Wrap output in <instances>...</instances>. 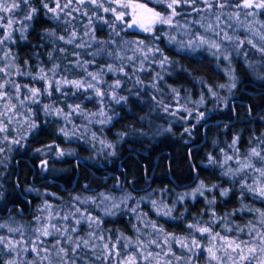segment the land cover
I'll list each match as a JSON object with an SVG mask.
<instances>
[{
  "label": "trees",
  "instance_id": "1",
  "mask_svg": "<svg viewBox=\"0 0 264 264\" xmlns=\"http://www.w3.org/2000/svg\"><path fill=\"white\" fill-rule=\"evenodd\" d=\"M127 2L144 7L134 11L120 9L116 4L105 5L125 13L123 22L116 21L117 30L125 29L119 36H115L109 26L115 19L113 14L101 12L87 3L82 8L88 10L89 16L95 11L96 16L89 24L88 16L73 12L74 28L68 32L64 30L67 25L50 19L51 13L45 15L41 0H30L31 5L39 9L30 21L23 19L28 8L23 3L19 10L0 13L15 18L12 29L0 27V38L9 33L12 37L0 45V67L8 65L7 75L0 72V83L8 81L0 89L8 94L7 102L0 100V127L6 128L0 131V224L24 226L23 243L13 251L0 245V264L9 261L63 264L56 254L57 249L52 248L56 236L41 237L43 243L37 242V252L31 250L38 235L34 231L36 218L41 217L40 211L48 212L46 218L48 220L51 215L50 224L66 226L71 231L74 220L70 214L76 209L80 210L76 212L77 217L84 213L101 223L89 226L82 220L77 226L73 240L77 237L90 239L89 232L95 233L97 238L91 240L96 245L95 251L91 246L77 249L75 264H125L129 255L135 256L136 264H216L209 260L206 249L210 244L219 246L220 241H212L208 234L196 231L197 225L210 226L213 233L256 246L253 264H260L264 253L259 251V240L254 237L264 233L261 222L264 217L260 215L264 213V197L242 185L264 187V177L255 171L262 166V161L250 155L255 148L264 156V79H253L264 67L255 71L243 63L240 59L243 51L239 48L234 53L235 41H232L233 55L230 57L237 87L231 99L220 105L211 94L223 83V73L213 57L201 48L192 51V42H189L200 34L216 35L214 31L205 30L208 24L215 30V6L211 11H194L206 7L202 0L191 5L181 3L176 7L178 15L173 19V26L153 20L152 30L143 31L139 24L130 28L127 25L134 16L139 21L144 9L167 16L172 11L167 7L170 0ZM236 10L240 13L255 10L264 25V9ZM236 10L229 6L223 11L231 14ZM97 16L109 23H103ZM224 19L227 17H222L219 23ZM0 24L6 22L0 20ZM25 26L26 30L21 32ZM231 26L234 24L230 23ZM72 30L77 32L75 43L86 42L84 47L76 48L48 35L54 31L57 36L67 38ZM85 31L90 35H83ZM228 31L231 37L235 36L233 29L228 28ZM110 38L116 43H107ZM121 40L143 41V45L138 48L135 43L126 44L120 49ZM96 41L105 42V51H111L112 55H90L101 47ZM61 48L66 52H60ZM141 49H151L147 59ZM5 52L10 55L4 57ZM48 53H52V59ZM250 53L264 63V53L259 56L249 50L248 55ZM117 54L123 59H117ZM163 57H167V61L160 67ZM77 59L87 62V71L75 66ZM54 61L60 65L57 79L66 75L69 80L87 83L92 81L87 72L99 73L98 87L104 95H96L93 89L78 90L71 85H61L57 91L54 82L48 89L51 95H47L46 82L33 77L38 76L40 67L46 71L51 68ZM65 64L70 68L67 73L63 72ZM109 66L123 68V71H107ZM141 68L144 70H139ZM117 81L120 87H109ZM16 85H19V92ZM32 88L40 91L38 102L30 99L29 89ZM201 98L204 102L199 105ZM77 104L80 108L73 112ZM45 105L62 109V112L45 111ZM200 114L203 118L198 119ZM14 140L19 143H13ZM226 156L231 159L222 162ZM76 158L83 163L75 165ZM246 163L254 167L239 170ZM88 168L97 174H112L97 177ZM114 174L121 177V190L115 186ZM75 176L76 182L71 189H61V185L69 188ZM15 177L19 189L15 188ZM50 179L56 182L51 183ZM197 183L204 186L200 191L192 197L179 198L180 190ZM225 190L227 196L221 195ZM24 196L31 202L27 214L20 215L15 207L5 212L10 204H18L26 213ZM105 202L113 212H101ZM169 209L170 214H164ZM66 214L70 218L61 220ZM190 224L194 227L189 228ZM249 232L253 235H247ZM18 233L0 228V236L13 244L21 240ZM100 236L103 239H99ZM192 239L199 242L198 248L192 247ZM105 243L109 250L115 245L118 255L105 257ZM26 246L27 251H24ZM59 246L68 249L69 257L72 256V246L65 244L63 238ZM40 248L46 250L40 251ZM245 255H249L247 251ZM68 264H72L71 259Z\"/></svg>",
  "mask_w": 264,
  "mask_h": 264
},
{
  "label": "snow or ice",
  "instance_id": "2",
  "mask_svg": "<svg viewBox=\"0 0 264 264\" xmlns=\"http://www.w3.org/2000/svg\"><path fill=\"white\" fill-rule=\"evenodd\" d=\"M196 2L197 0H170V2L167 4V7L171 9L172 11L167 16H161L160 13L152 12L151 9H146V11L151 13L153 20H159V22L162 24L173 26V19L176 15H178V13L176 12V7L179 6L181 3L186 4V5H191ZM202 2L205 4L206 7L204 9H199V8L194 9V11H211L213 9V6H215V9H216L215 19L217 22H219L221 18L225 16L227 17L228 20L235 19L236 21H240L241 13L239 10H236V9H264V0H259V2H256V0H236L235 3H232V0H202ZM21 3L28 5V8L25 11L23 19L30 21L33 18V16L39 11V9L31 5L30 0H0V13L8 14V13H12L14 10H19ZM85 3L93 6L94 9H99L101 12H111L113 14L115 19L111 22L109 26L112 28L115 36H119L120 32L125 30L124 28H121L120 30L116 29V21L123 22L125 13L123 11H118L117 7H105V5L106 4H116L118 8L120 9L131 8L134 11L136 9H142L144 7L143 5L129 3L127 2V0H63V4H61V0H41L42 8L46 10L45 15H47L48 13H51L52 16L50 17V19L58 20L62 24L67 25V27L64 29L66 32H68L69 29L74 28V26L72 25V19H75L76 17H73L72 15L73 12H78L84 16H88L89 24L91 23L93 17L96 16L95 11H93L92 15L89 16L88 10L85 8H82V5ZM50 4H52L53 6L49 7ZM229 6H231V8L236 11H234L231 14L223 11L224 9L229 8ZM244 15L245 17L254 16L256 15V12L248 11V12H244ZM62 16H63V19L61 20ZM14 19L15 18L12 16L0 15V20H3L6 22V24H0V27L6 26L7 29H12ZM97 19L102 20L103 23L105 24L109 23V21L104 19L102 16H97ZM197 23H199V21H197ZM133 24H139V26L143 27V24L140 23L135 16L133 17L132 22L127 25V27L130 28L133 26ZM261 26L264 27V25H261ZM85 27H88V26L86 25ZM201 27H204V25L201 24ZM217 27H219V23H217ZM24 30H26V26L24 29H21L20 31L23 32ZM151 30H152L151 27H144V31H151ZM205 30L215 31L211 24H208ZM91 31L94 32L95 29H92ZM220 31H223V29H221ZM215 34L220 35V32H216ZM48 35L51 37H54L55 40L63 41L65 44H73L74 47L76 48H82L85 46V43H86L83 41L80 44L75 43L77 39V32L75 30L70 31L67 38L63 35L57 36L54 31L48 33ZM83 35L89 36L90 32L85 31ZM22 38L24 37L22 36ZM92 38L94 39V37ZM224 38L227 40L232 39V37L228 36L226 33H225ZM11 39H12L11 33H9L7 36H3L2 38H0V45H3L5 40H11ZM261 39L264 40V36H261ZM200 42L203 44V43H207L208 41L204 40V38H200ZM96 43L100 44L101 47L93 51L92 53H89L90 55H92L93 57L101 53L105 55H109V56L112 55L111 51H105V48H104L105 42L96 41ZM107 43L115 44L116 41L110 38ZM132 43H135L138 48L140 47V45H143V41L130 42V41L121 40L119 43V48L123 49L124 45L132 44ZM240 43L242 44L243 41H241ZM249 43H251V41H249ZM210 46L213 48H216L217 50H219V47H220V45L215 42H212ZM253 46L255 47V45ZM88 47H91V45L88 44ZM54 51H56V49H54ZM59 51L62 53L66 52V50L63 48L59 49ZM141 51H143L145 59H147L148 51H151V49H148V51H144L143 49H141ZM157 51L159 50L157 49ZM261 51H264V48H262ZM9 55L10 53H7V52L4 53V57H8ZM76 55L78 56L79 54L77 53ZM48 56H49V59H52V53H48ZM116 58L123 59V57H120L118 54ZM225 58L227 59L228 57L225 56ZM128 59L131 60L132 57H128ZM166 61H167V57H163L162 60L160 61V67H163ZM86 63L87 62H81L79 59H77V61L75 62V66L80 67L84 69L85 71H87L86 66H85ZM7 67L8 65H5L4 67H0V72H3L5 73V75H7V72H6ZM139 70L142 71L144 69L141 68ZM59 71H60V65L59 63H56L54 61L53 66L49 68L47 71L43 67H40L38 69V76L33 77V78L34 79L39 78L46 82L47 88L45 91L47 95H51V91H49L48 89L52 87L53 82L56 84L57 91H60L61 85H71L72 87L78 90L83 89L84 91H87L88 89H93L96 95L98 96L104 95V93L98 87L100 80H101V76L99 73L93 74L92 72H87V75L91 76L92 81H95L96 83H93L92 81H88L87 83H85L84 80H79V79L69 80L67 79L66 75H60L59 79H57V75ZM69 71H70V68L68 64H65L63 72L67 73ZM100 71L103 72L104 70L101 69ZM107 71L122 72L123 68L116 69V68H113L112 66H109ZM49 73H51V76H49ZM19 74H23V73H19ZM6 83H8L7 80L4 81V83H0V89H2ZM138 83H141V82L138 81ZM109 87L118 88L120 87V82L117 81L114 86H109ZM16 91L19 92V85H16ZM173 91H175V89H173ZM29 92L31 93L30 99H32L33 102H38V97L40 95L39 89L32 88V89H29ZM7 98H8V94L3 91H0V100H5L7 102ZM113 98L115 97L113 96ZM120 99H123V97H121ZM79 108L80 106L77 104L75 108L72 109V111L75 112ZM44 110L53 112L55 114H59L62 112V109H51L48 105L44 106ZM200 118H203V114H200L198 119ZM0 131H6V128L0 127ZM13 143H19V141L14 140ZM250 155L259 157L260 160L262 161V166L259 168H255V171H257L261 177H264V156H261L260 152H258L255 148L252 149ZM228 159H231V157H228ZM237 163H239V161H237ZM253 167L254 165H252L251 163H246L242 165L241 169L239 170L242 171L244 169L253 168ZM203 187H204L203 184H201L200 188H203ZM242 187H245L250 192H256L261 197H264V187L253 188L251 185H248L246 183L242 185ZM197 191H200V189H197ZM227 194H228L227 190L221 193V195H224V196H227ZM201 195H203L202 192H201ZM105 199H110V198L105 197ZM115 206L116 205H114V207ZM76 212H80V210L76 209L75 212L70 214L72 219L74 220V223L70 226L71 231H69V227H66V226H57V225L50 224V223H42L40 222V217H37L36 219H37L39 226L36 227L34 231L38 233V235L36 236V240L32 242L31 250L33 252H37V248L39 247V244H37V242L43 243V241L40 240L41 237L56 236L57 239L53 243L52 248L57 249L56 254L60 258V261L63 262V264H68L69 259H71L72 264H75L76 251L77 249H80L81 247L89 248L91 246L92 250L95 251L96 245L91 243V240H94L97 238L95 233L89 232L87 234L90 239H85L84 237H77L75 240H73L72 234L77 231V226L80 224L82 220L84 223L88 224L89 226H91V224L93 223L99 224L101 223V221L92 217L91 215H85L84 213H80L79 217H77ZM170 212H171V209H169L164 214L167 215V214H170ZM214 215L215 213L213 212V216ZM260 215L264 217V213H260ZM69 218H70L69 214H66L60 219L68 220ZM48 220H51V215H49ZM261 222L264 223V221H261ZM152 227L155 228L156 225L153 224ZM188 227L192 228L194 227V225L190 224L188 225ZM0 228H7L9 232H20L21 233V240H17L15 244H13L11 240H6L4 236H0V245H4V247L8 248L9 251H13L15 247L23 243V232H22L21 227L13 228L8 225L0 224ZM195 228H196V231L200 232L201 234H208L212 241H215L217 239H219L220 241L219 246H217L216 244H210V246L207 247L206 251L208 253V258L210 261H215L216 264H240L241 261H246L247 264H253V260H254L253 254H255L257 251L256 246L250 244L247 241L237 240V239H228L224 236H220L219 233H213L210 226L201 227L197 225L195 226ZM228 230L231 231V229H228ZM240 231H242V229H240ZM253 231H255V229H253ZM247 235L252 236L253 233L249 232L247 233ZM61 238H63V241L65 244H69L72 246L71 247V252H72L71 257H69L68 249H66L63 246H59L61 243ZM99 239H103V236H100ZM254 239L259 240V244H260L259 251L261 253H264V233L257 234V236H255ZM154 242L155 241H153V243ZM191 245L193 248H198L200 246L199 242L195 239H192ZM103 248L105 250L104 251L105 257L118 255V253L115 251V245H113V248L109 250L107 243H105L103 245ZM23 250L27 251V246ZM45 250L46 249L44 248H40V251H45ZM191 250L192 248H189V251ZM245 251H247L249 255H245ZM217 252L220 253L219 256L217 255ZM150 255L151 253H149V256ZM100 258H101L100 256H97V259H100ZM45 259H47V257H45ZM8 264H15V262L9 261ZM125 264H136L135 256L129 255ZM260 264H264V259H261Z\"/></svg>",
  "mask_w": 264,
  "mask_h": 264
},
{
  "label": "rangeland",
  "instance_id": "3",
  "mask_svg": "<svg viewBox=\"0 0 264 264\" xmlns=\"http://www.w3.org/2000/svg\"><path fill=\"white\" fill-rule=\"evenodd\" d=\"M145 14H151V13L147 12L146 9L140 12L139 22L142 24H143L142 17ZM214 23L216 24L214 33L220 32L221 34L219 36L213 35V34L212 35L200 34L198 35L197 38H191L189 42H192V46L190 48L192 51L197 48H201L209 56L213 57L215 64H217L216 66L223 73V83L220 84L216 90H214V94H211V96L213 95L220 105H225L231 99V97L235 94V89L237 87V78L235 76L234 69L232 66V60L230 57L231 55H233L231 54L232 41L233 42L235 41V44L233 45L235 48L234 53H237L238 51L237 49L239 48H241V50L243 51L240 53L241 61L245 64H248L252 70L254 69L255 71H259V69H262L264 67V63L259 61L257 58H254L255 55H253L252 53H250V55H248V53H249V50L255 51V54L257 55H259V53H264V51H261V49L264 48V40L261 39V36H264V27L261 26L262 23L261 21H259L257 17V13L254 16L245 17L244 12H242L240 15V21H235V19L233 20L224 19L222 20V22L219 23L215 19ZM217 23H219V27H217ZM230 23H233L234 26L230 27L229 26ZM144 27H150V25L145 26L143 24V27L139 26V29L144 31ZM228 28L229 30L233 29L235 33V36H233L231 40H227L224 38L225 33L231 37L230 32L228 31ZM221 29H223V31H220ZM200 38H204V40L208 42L202 44L200 42ZM241 41H243L242 44L240 43ZM249 41H251V43H249ZM212 42H215L220 45L219 50L210 46ZM253 45H255V47ZM225 56H227L228 58L226 59ZM253 76H254L253 79L256 77H259L260 79L263 80L264 79V69L260 71L259 76L258 75L257 76L253 75ZM203 102L204 101L201 98L199 100V105H202ZM229 160L230 159H228V157L226 156L222 160V162L223 161L229 162ZM121 184H122L121 181L117 182L116 180L115 186L119 188L120 190H121ZM197 189H200V185L198 183L194 186L186 187L185 189L180 190L178 192L179 198H183L184 196L192 197L198 192ZM106 202L101 207L100 209L101 212H104L105 214L108 212H113L110 205H108V207L105 206ZM47 213L48 212L44 214L43 211L39 212L38 215L41 216L40 222L49 223V220H47L46 218ZM36 225H37L36 227L39 226L38 222ZM12 227L13 228L21 227L22 230L24 228L23 224H15ZM18 235L21 236V233L19 232Z\"/></svg>",
  "mask_w": 264,
  "mask_h": 264
},
{
  "label": "water",
  "instance_id": "4",
  "mask_svg": "<svg viewBox=\"0 0 264 264\" xmlns=\"http://www.w3.org/2000/svg\"><path fill=\"white\" fill-rule=\"evenodd\" d=\"M142 20H143V24H144L145 26H149V25L152 23V21H153L151 14H145V15H143ZM206 124H208V122H207ZM206 124H205V125H206ZM155 161H156V159H155ZM77 162L83 163L82 160H80L79 158H76V159H74V161H73V163H74L75 165H76ZM15 163H17V160L15 161ZM17 173H18V170H16V175H17ZM93 174L96 175V173H93ZM111 174H112V173H108L106 176H109V175H111ZM122 178H123V181H125V173H123ZM50 182H51V183H54V182H56V180H54V179H50ZM75 182H76V176L74 177V181L72 182V185H71L69 188H65L64 186L61 185V189H63V190H65V189H71V188L75 185ZM14 183H15V188H16V189H19V188H18V184H17V182H16V177H15V182H14ZM174 184H175L176 186H179V185H178L177 183H175V182H174ZM184 185H185V184H182L181 186H184ZM24 198H25L26 200H28V197L24 196ZM14 207L18 210V212H19L20 215L27 214V213L30 211V203H29V206H28V208H27L26 213L23 211L22 207H21L20 205H18V204H10V205L7 207V209H6L5 212H6V213L10 212ZM1 215H2V213L0 212V216H1Z\"/></svg>",
  "mask_w": 264,
  "mask_h": 264
},
{
  "label": "flooded vegetation",
  "instance_id": "5",
  "mask_svg": "<svg viewBox=\"0 0 264 264\" xmlns=\"http://www.w3.org/2000/svg\"><path fill=\"white\" fill-rule=\"evenodd\" d=\"M241 89H243V87H241ZM88 169H89V171H90L91 173H94V172L92 171V169H90V168H88ZM106 175H107V174H97V173H96L95 176L104 178V177H107ZM114 175H115V177H116L117 182H120V181L122 182L121 177H119V175H117V174H114ZM123 182H124V181H123ZM25 201H26V210H27V208H28V206H29V203H30V209H31V202H30L29 198H28V200L25 199ZM21 207H22V206H21ZM22 208H23V207H22Z\"/></svg>",
  "mask_w": 264,
  "mask_h": 264
}]
</instances>
